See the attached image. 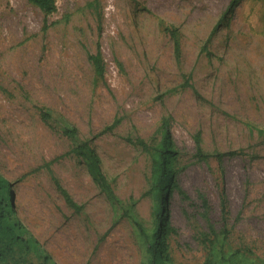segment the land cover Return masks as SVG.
Wrapping results in <instances>:
<instances>
[{
    "label": "rangeland",
    "instance_id": "1",
    "mask_svg": "<svg viewBox=\"0 0 264 264\" xmlns=\"http://www.w3.org/2000/svg\"><path fill=\"white\" fill-rule=\"evenodd\" d=\"M231 2L56 0L46 15L0 0V172L48 263L147 264L152 154L169 120L168 255L264 264V0H241L209 40ZM99 51L104 78L89 59ZM39 254L17 249L1 264H44Z\"/></svg>",
    "mask_w": 264,
    "mask_h": 264
},
{
    "label": "trees",
    "instance_id": "2",
    "mask_svg": "<svg viewBox=\"0 0 264 264\" xmlns=\"http://www.w3.org/2000/svg\"><path fill=\"white\" fill-rule=\"evenodd\" d=\"M35 6L40 8L43 13L50 15L57 10L56 0H29ZM241 0H232L228 11L217 23L213 29L209 40L218 32L220 26L227 15L234 11ZM171 33L174 41L175 48L178 55L181 54V44L178 36V30L176 28L167 27ZM90 61L94 64L97 74L105 77V64L101 51L96 55H89ZM117 125V122L110 127L111 129ZM162 138L160 143L155 147L152 154L153 160V184L152 193L155 199L157 227L154 233L149 237L147 247V264H176L173 259L167 253L166 236L168 232V216L166 211L167 201L170 193L171 185L174 181L173 159L176 154L173 133L171 130L169 120H164L162 124ZM138 143L145 149L149 148V145L144 140H139ZM86 158L90 172L99 185L101 190L107 194L112 200L116 201V194L111 187L106 175L101 169L99 159L92 153L82 152ZM58 186L68 200L69 204L75 208L76 211L81 209V206L77 204L71 195L67 192L63 186L58 183ZM11 183L7 177L0 172V264L2 261L7 260L9 254L14 253L17 249L20 250H36L38 254L43 248L37 247L34 242L36 239H29L26 237L24 223H20V218L14 211V205L11 200ZM138 226L143 231V227L138 223ZM40 258L44 259V264L48 263L45 255L39 254ZM54 262V261H52ZM51 264H54L52 263ZM202 264H260L254 261H250L248 258L243 259L236 253H232L230 256L221 255L214 259H207Z\"/></svg>",
    "mask_w": 264,
    "mask_h": 264
}]
</instances>
